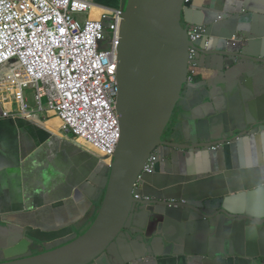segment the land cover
<instances>
[{"label": "crops", "instance_id": "1", "mask_svg": "<svg viewBox=\"0 0 264 264\" xmlns=\"http://www.w3.org/2000/svg\"><path fill=\"white\" fill-rule=\"evenodd\" d=\"M125 2L94 0L90 16L99 19ZM188 6L184 22L206 28L208 47L158 151V170L137 190L148 205L136 209L103 264H264V0ZM1 99L6 262L84 234L102 205L108 167L82 141L63 135L52 113L18 114L15 102Z\"/></svg>", "mask_w": 264, "mask_h": 264}, {"label": "built area", "instance_id": "2", "mask_svg": "<svg viewBox=\"0 0 264 264\" xmlns=\"http://www.w3.org/2000/svg\"><path fill=\"white\" fill-rule=\"evenodd\" d=\"M94 6V0H0V94L4 105L13 101L26 116L32 114L26 90L35 92L41 114L47 98L46 113L62 122L63 135L72 134L109 167L121 138L117 71L124 9L93 19ZM187 29L193 43L206 33L201 26L187 24ZM190 54L191 80L197 49ZM160 161L155 151L136 192Z\"/></svg>", "mask_w": 264, "mask_h": 264}, {"label": "water", "instance_id": "3", "mask_svg": "<svg viewBox=\"0 0 264 264\" xmlns=\"http://www.w3.org/2000/svg\"><path fill=\"white\" fill-rule=\"evenodd\" d=\"M190 7L186 0L126 1L117 71L121 138L107 169L96 219L65 245L0 264H103L129 229L136 209L148 205L137 198L136 184L151 155L166 143L168 127L190 83V50L197 49L198 62L207 50L204 38L194 43L189 38L184 15ZM166 205L199 209L184 202Z\"/></svg>", "mask_w": 264, "mask_h": 264}, {"label": "rangeland", "instance_id": "4", "mask_svg": "<svg viewBox=\"0 0 264 264\" xmlns=\"http://www.w3.org/2000/svg\"><path fill=\"white\" fill-rule=\"evenodd\" d=\"M126 1H127V0H126ZM125 5H126V2H125V4H124V6H123V9H124ZM107 24H108V23H107ZM107 36L109 37V34H107ZM104 47H106V45H105ZM25 98L28 100V104H29V106H30L29 113H32L33 111H39V110H38L37 102H36V100H35V92H34L33 90H26V91H25ZM43 102H44V113H43V114H46V111L48 110L47 98H44ZM177 112H178V111H177ZM173 123H174V121H173V122L170 124V126L168 127V131H167V133L171 130V128H172V126H173ZM167 133H166V135H167ZM68 137H69L70 139H72L74 136H73L72 134H70V135H68ZM100 161H101V160H100ZM101 163H102V162H101ZM102 164L106 167V165H105L104 163H102Z\"/></svg>", "mask_w": 264, "mask_h": 264}, {"label": "bare ground", "instance_id": "5", "mask_svg": "<svg viewBox=\"0 0 264 264\" xmlns=\"http://www.w3.org/2000/svg\"><path fill=\"white\" fill-rule=\"evenodd\" d=\"M187 4V3H186ZM95 19V18H94Z\"/></svg>", "mask_w": 264, "mask_h": 264}]
</instances>
